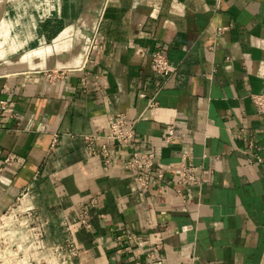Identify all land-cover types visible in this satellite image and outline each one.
I'll return each mask as SVG.
<instances>
[{
    "label": "crops",
    "instance_id": "crops-1",
    "mask_svg": "<svg viewBox=\"0 0 264 264\" xmlns=\"http://www.w3.org/2000/svg\"><path fill=\"white\" fill-rule=\"evenodd\" d=\"M32 1L3 14L30 24L11 35L8 52L24 42L14 56L5 24L0 40V215L35 183L52 219L75 224L86 208L91 226L74 225L82 264H145L158 243L154 264H264V113L250 97L264 92V0ZM158 48L171 75L152 68ZM118 113L138 117L141 151L171 164L161 186L153 169L139 187L126 145H110L109 169L84 148L80 134L107 131ZM184 153L205 174L198 186L179 182Z\"/></svg>",
    "mask_w": 264,
    "mask_h": 264
},
{
    "label": "built area",
    "instance_id": "built-area-1",
    "mask_svg": "<svg viewBox=\"0 0 264 264\" xmlns=\"http://www.w3.org/2000/svg\"><path fill=\"white\" fill-rule=\"evenodd\" d=\"M222 29L220 27L217 30ZM151 57L152 68L155 72L171 75L177 70V65L173 64L161 49L153 50ZM62 76V71L47 73L49 80ZM82 79L86 82V77ZM6 90V88L3 89L5 92ZM250 97L257 111L264 113V92L253 93ZM147 105L154 107L157 105V101L152 97L148 100ZM8 108L7 100H0V120ZM137 120L138 117H128L124 113H118L109 118L107 131L104 132L101 128H97L93 132L80 134V137L88 153L100 157L106 169L111 167L116 154L110 145H126L129 148V153L124 157L122 166L138 174L139 187L149 188L150 181L145 173L153 169L156 172L158 186H161L160 183L171 164L159 162L153 151L139 149L134 131ZM175 137L176 125L174 122H170L164 129V142L172 143ZM57 141L58 135H55L53 142ZM99 142L100 145H98ZM180 164L179 182L187 187L200 185L205 174L200 170L201 166L192 162L191 155L184 153ZM29 187H26L17 197L16 202L0 215V264H82L80 259L82 249L75 237L74 225L80 228L91 226L86 217V208L83 207L79 211L75 224L69 222L63 215L52 219L38 210L34 204L33 196L28 195ZM177 192L181 197H186L182 189H178ZM186 193L191 201L190 190ZM93 204H95L94 199L90 201V205ZM126 238L129 241H134L135 235L127 233ZM160 246V243L155 244L154 249L147 253L145 264H154L157 259L155 249H160ZM137 263H139V259Z\"/></svg>",
    "mask_w": 264,
    "mask_h": 264
},
{
    "label": "rangeland",
    "instance_id": "rangeland-1",
    "mask_svg": "<svg viewBox=\"0 0 264 264\" xmlns=\"http://www.w3.org/2000/svg\"><path fill=\"white\" fill-rule=\"evenodd\" d=\"M9 0H4V11L6 10L5 7H6V4H9L8 3ZM15 2V4H17V6L21 9H26L27 6L29 4H31L33 1L32 0H12ZM4 11H3V14H4ZM19 14L21 15H14L12 17H10V15L8 17H5V16H2L1 19H3L4 22L0 23V40H3L4 39V24L7 26V27H10V35L8 36V38L6 39L5 43L3 44L4 46V50L8 52V48L10 47L11 45V35L14 33V32H19V35L21 36L22 38V35L25 34V31H27L28 29L25 28H21L19 25L20 24H27L29 22L30 24V18L28 17V19L26 18V14L28 13H24L23 11L19 12ZM20 47L18 48V46H15V51H11V52H8L6 56H14V54L16 52L19 53V49L24 47V42L22 44L19 45ZM28 195L30 196H33V200L35 201L37 199V193L35 192V183L33 185H30L29 187V193Z\"/></svg>",
    "mask_w": 264,
    "mask_h": 264
},
{
    "label": "water",
    "instance_id": "water-1",
    "mask_svg": "<svg viewBox=\"0 0 264 264\" xmlns=\"http://www.w3.org/2000/svg\"><path fill=\"white\" fill-rule=\"evenodd\" d=\"M3 11H4V1L1 3L0 5V19L2 18L3 16Z\"/></svg>",
    "mask_w": 264,
    "mask_h": 264
},
{
    "label": "bare ground",
    "instance_id": "bare-ground-1",
    "mask_svg": "<svg viewBox=\"0 0 264 264\" xmlns=\"http://www.w3.org/2000/svg\"><path fill=\"white\" fill-rule=\"evenodd\" d=\"M4 0H0V5H1V3L3 2Z\"/></svg>",
    "mask_w": 264,
    "mask_h": 264
}]
</instances>
